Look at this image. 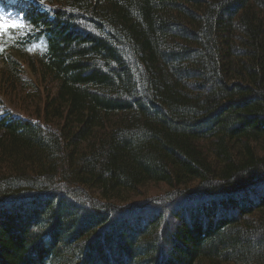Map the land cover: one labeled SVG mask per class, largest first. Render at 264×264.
<instances>
[{
  "label": "trees",
  "instance_id": "obj_1",
  "mask_svg": "<svg viewBox=\"0 0 264 264\" xmlns=\"http://www.w3.org/2000/svg\"><path fill=\"white\" fill-rule=\"evenodd\" d=\"M51 4L0 40L53 84L0 111V264H264V0Z\"/></svg>",
  "mask_w": 264,
  "mask_h": 264
},
{
  "label": "rangeland",
  "instance_id": "obj_2",
  "mask_svg": "<svg viewBox=\"0 0 264 264\" xmlns=\"http://www.w3.org/2000/svg\"><path fill=\"white\" fill-rule=\"evenodd\" d=\"M12 1V0H11ZM51 0H43V5L48 6ZM0 19L13 22V14L0 9ZM4 70V63L0 61V75ZM31 71H26L17 81V85L12 88H7L6 85L0 81V111H10L15 115H28L35 117L38 115L39 101L43 95L53 89V84L41 85L40 89H36L34 84L35 76ZM32 75V76H31ZM38 79H36L37 81ZM39 81V80H38ZM36 118V117H35ZM170 190L166 184H150L139 189L132 200H144Z\"/></svg>",
  "mask_w": 264,
  "mask_h": 264
},
{
  "label": "snow or ice",
  "instance_id": "obj_3",
  "mask_svg": "<svg viewBox=\"0 0 264 264\" xmlns=\"http://www.w3.org/2000/svg\"><path fill=\"white\" fill-rule=\"evenodd\" d=\"M41 4L43 5V0H40ZM28 26L17 23V22H9L7 20L0 19V40L3 37H10L13 30L22 31ZM3 49L0 48V51Z\"/></svg>",
  "mask_w": 264,
  "mask_h": 264
}]
</instances>
